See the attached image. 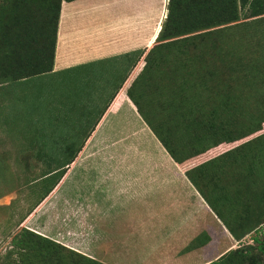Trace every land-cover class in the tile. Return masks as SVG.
Masks as SVG:
<instances>
[{"label": "rangeland", "instance_id": "obj_1", "mask_svg": "<svg viewBox=\"0 0 264 264\" xmlns=\"http://www.w3.org/2000/svg\"><path fill=\"white\" fill-rule=\"evenodd\" d=\"M57 4L58 0H0L1 64H10L4 59L8 46L27 52L29 63H39L33 51L49 53L53 33L49 24L54 29ZM26 79L0 86V264L7 262L12 238L24 228L104 264H206L230 249L253 245L254 231L236 240L228 229L222 231L207 221L211 218L201 216L210 214L205 206L215 201L213 197L217 205L229 207L216 208L221 219L243 214L239 204L260 201L264 180L252 178L256 190L236 194L227 179L214 176L217 188H203L200 182L204 189L200 192L185 174L199 157L189 137L176 130L169 135L170 149L164 146L151 130L163 127L146 105L141 107L145 126L138 136L128 131L113 137L123 141L111 146L106 142L86 148L77 162L79 148L72 149L74 158L60 157L72 161L43 199L50 183L45 173L61 162L59 148L47 141L51 130L32 124L31 86ZM234 153L237 161L241 156L236 154L241 153L248 162H237L229 170L246 176L256 167L260 177L264 175V136ZM253 215L249 225L258 221ZM232 223L237 234L247 229V223ZM262 231L257 232L260 238ZM252 251L257 264H264V251Z\"/></svg>", "mask_w": 264, "mask_h": 264}, {"label": "trees", "instance_id": "obj_2", "mask_svg": "<svg viewBox=\"0 0 264 264\" xmlns=\"http://www.w3.org/2000/svg\"><path fill=\"white\" fill-rule=\"evenodd\" d=\"M62 1L58 0L54 29L49 24V30L53 32L49 53L33 51L37 52L35 58L39 63H29L27 52L22 54L18 47L13 50L6 47L4 59L10 64L0 63V86L53 70ZM158 41L159 44L145 56L143 70L148 68L149 76H164V87L171 91L174 85L175 94L169 100L161 94L156 100L149 89L151 85L144 83L136 99L133 80L128 88L129 98L138 110L141 102L150 106L158 125L163 127V130L155 127L151 130L167 148L170 149L169 135L174 131L179 130L189 137L190 145L199 157L185 174L200 192L209 185L217 188L214 176L227 179L229 188L236 194L248 193L253 187L256 190L252 178L264 180V175L260 177L256 167L245 173L250 179L248 183H244L246 176L243 173L229 169L237 162H248L241 153L236 154H240L241 161L234 159L235 151L264 136V114L257 113L260 106L263 108L262 102L258 103L259 98L254 95L245 102L241 100L242 87L253 90L256 87L254 82L264 79V0H169ZM144 52L140 50V56ZM70 156V159L74 158V151ZM71 161L58 163L45 173L46 181L50 183L43 199L60 182ZM200 182H203V188L199 187ZM258 195L261 199L256 203L239 204L243 214L224 219L219 217V212L216 216V208L228 209L227 203L223 207L217 205V199L213 197L215 201L209 203V208L205 207L210 214L201 218H211L207 221L215 222L222 231L228 229L236 240L252 231L255 233L251 237L253 245H245L247 249H230L206 264H221L223 261L225 264H257L258 258L252 250L264 251V229H261L264 226V190ZM235 205L233 203L231 208ZM253 214H257L258 221L253 219L255 223L249 225ZM235 221L242 226L247 223L246 231L237 234L232 223ZM261 230L262 238L257 234ZM11 246L5 264H104L25 228L13 236Z\"/></svg>", "mask_w": 264, "mask_h": 264}, {"label": "crops", "instance_id": "obj_3", "mask_svg": "<svg viewBox=\"0 0 264 264\" xmlns=\"http://www.w3.org/2000/svg\"><path fill=\"white\" fill-rule=\"evenodd\" d=\"M168 1L61 2L53 70L25 82L31 86L32 124L42 125L44 131L51 130L52 136L47 141L59 148V162H68L69 159L60 157L69 158L72 149H81L77 152V162L86 148L106 142L111 146L123 141V138L112 139L115 136L122 137L128 131L138 136L144 130L143 108L138 110L128 96L133 80L136 99L144 83L151 85L152 93L158 92L154 95L156 100L161 94L166 100L173 97L174 85L170 91L164 87V76H149V69L143 70L145 56L159 44ZM140 50L145 51L141 56ZM254 84L253 90L241 88V100L245 102L253 95L259 98L257 102H262L263 108L260 106L257 113L264 114V79H257ZM192 192L199 198L196 191ZM200 205L204 207L203 200Z\"/></svg>", "mask_w": 264, "mask_h": 264}]
</instances>
